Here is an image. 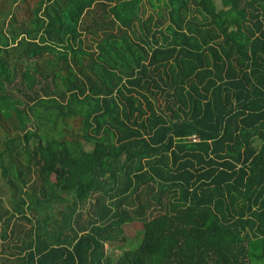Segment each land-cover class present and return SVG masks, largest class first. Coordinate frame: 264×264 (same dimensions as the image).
I'll list each match as a JSON object with an SVG mask.
<instances>
[{
	"label": "trees",
	"instance_id": "obj_1",
	"mask_svg": "<svg viewBox=\"0 0 264 264\" xmlns=\"http://www.w3.org/2000/svg\"><path fill=\"white\" fill-rule=\"evenodd\" d=\"M218 2L0 0V184L47 211L0 264H264V0Z\"/></svg>",
	"mask_w": 264,
	"mask_h": 264
},
{
	"label": "rangeland",
	"instance_id": "obj_2",
	"mask_svg": "<svg viewBox=\"0 0 264 264\" xmlns=\"http://www.w3.org/2000/svg\"><path fill=\"white\" fill-rule=\"evenodd\" d=\"M213 1V3L214 4H216L217 6H219V2H218V0H212ZM6 5V4H5ZM6 21H8L7 20V17L6 16H4V17H0V47H2L3 46V44L5 43V41L7 40L4 36H3V34H4V29L5 30H8V27H6ZM30 72V71H29ZM31 73V72H30ZM1 80V79H0ZM39 83V84H38ZM25 85L26 86H30V85H32V90L31 91H28V90H26L25 92L27 93V94H29V95H32V92H35V93H39V91L41 90L40 89V86L42 85V81H40L39 79H37L34 75H33V77H31V80L29 81V82H25ZM24 86V84H22V83H19V80H18V78H16L15 76H14V79H12L11 80V82H10V84H3L2 83V81H0V94L1 95H6V96H8V97H10L11 98V100H10V102L12 103V104H14V102H19V101H21L22 102V104H21V102L18 104V105H16L15 107H17L18 109L19 108H23V105H25V103L24 102H26L27 104L29 103V102H27V101H25L23 98H22V87ZM49 86V85H48ZM27 88V87H26ZM28 89V88H27ZM40 97H43V96H41L40 95ZM5 101V100H4ZM4 103V102H3ZM5 105V104H4ZM29 105H30V103H29ZM25 108V113H26V117H27V120H28V122H27V125H26V128H27V130H31L32 129V122L34 123V124H37V121H36V119L33 117V115H31L28 111H27V108L26 107H24ZM40 112H43V110L41 109V110H39ZM9 117H12V115L10 116H7V118H9ZM4 121V120H3ZM3 121H1L0 122V124H3ZM4 125V124H3ZM6 128H8L7 127V125H6ZM3 131H2V129L0 128V135H1V133H2ZM41 133V131H37V134H40ZM35 142V140H30V142H29V144H32V143H34ZM256 145V144H255ZM84 149L86 150V151H88V150H90V146H87V145H84ZM1 185V184H0ZM5 187L6 186H0V212H4L5 213V217H7V216H9V214H10V219L11 220H9V223H8V225L9 226H11V224H13L14 223V220H15V222H16V224H20V225H23L24 227H22L23 229L24 228H26V227H30V228H32L31 226H33L32 224H30V221H34V220H29V222H25L24 220H22V219H20V217H19V215L18 214H16V213H12L11 212V210H10V208H11V206L7 203V198H8V196L6 195V194H8L7 193V190L5 189ZM64 205V204H63ZM53 207H55V210H59V207L61 206V205H58V204H56V203H53V205H52ZM21 208V210H23L24 211V215L27 217V218H29V215L33 218V219H36V220H41V217H43V216H47L46 215V213H47V211L46 212H42L41 214H37V213H35V216L36 217H34V215H33V213L32 212H30V211H28V210H26V208L25 207H20ZM45 211V210H44ZM51 211H53L52 209L50 210V212ZM48 219H49V216H48ZM47 219V220H48ZM0 222H1V224H2V220H0ZM51 223V220H48V224H50ZM0 224V225H1ZM3 226V225H2ZM1 226V227H2ZM4 227V226H3ZM2 227V228H3ZM15 228V227H14ZM16 230L17 229H13L12 230V233H10V237L12 238V235H15L16 234ZM29 230V229H28ZM25 232V231H24ZM24 232H21V233H19V234H17V236H24ZM5 233H6V236L7 235H9V233H7V229L5 230ZM139 233V229H138V226H136V225H128V226H125L124 228H123V235L126 237V242H125V244L123 245V249L125 248V249H129L130 248V245L132 246V245H134L135 244V241L140 237L139 235L140 234H138ZM139 241L140 240H138L137 242H136V244H135V247L138 245V243H139ZM9 243H12L11 245H13L14 244V241L13 240H6V244H9ZM18 244V243H17ZM114 246H105L104 248L106 249V251L107 252H109V253H111L112 252V255H111V258H112V261L113 260H115L116 258H117V256H119V253L121 252L120 250V252L118 251V248L116 247V248H113ZM254 264H261V263H259V262H256V263H254Z\"/></svg>",
	"mask_w": 264,
	"mask_h": 264
},
{
	"label": "crops",
	"instance_id": "obj_3",
	"mask_svg": "<svg viewBox=\"0 0 264 264\" xmlns=\"http://www.w3.org/2000/svg\"><path fill=\"white\" fill-rule=\"evenodd\" d=\"M2 220V219H1ZM26 223L27 222H29V220L28 221H26V220H24ZM36 221H39V220H34V221H30V224H32L33 226H31V227H35V226H37L36 224L38 223V222H36ZM42 221V220H41ZM46 221V220H45ZM2 222H3V220H2ZM47 222H48V220H47ZM0 224H1V222H0ZM53 224V220H51V223H50V225H52ZM3 225V223L0 225V231H4V230H6L7 229V233H9V235H7L8 236V238L6 239V240H10L11 239V237H10V232H12V230L14 229V227H18V229L16 230V233H21V232H24V231H26V232H28L29 230L28 229H30V227H26V228H22V227H24L23 225H20V224H16V222H15V220H14V223L13 224H11V226H8L7 228H5V227H3L2 226ZM3 228H2V227ZM48 229V228H47ZM26 235V234H25ZM18 239H20L18 236L15 238V240H18ZM5 240V241H6ZM2 256H4V255H2Z\"/></svg>",
	"mask_w": 264,
	"mask_h": 264
},
{
	"label": "built area",
	"instance_id": "obj_4",
	"mask_svg": "<svg viewBox=\"0 0 264 264\" xmlns=\"http://www.w3.org/2000/svg\"><path fill=\"white\" fill-rule=\"evenodd\" d=\"M189 140L192 141V142H193V141H196V139H195L194 136H190V137H189Z\"/></svg>",
	"mask_w": 264,
	"mask_h": 264
}]
</instances>
